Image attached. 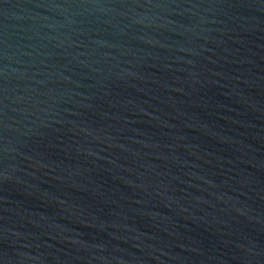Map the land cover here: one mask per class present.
<instances>
[{
	"label": "water",
	"instance_id": "obj_1",
	"mask_svg": "<svg viewBox=\"0 0 264 264\" xmlns=\"http://www.w3.org/2000/svg\"><path fill=\"white\" fill-rule=\"evenodd\" d=\"M0 264H264V0H0Z\"/></svg>",
	"mask_w": 264,
	"mask_h": 264
}]
</instances>
